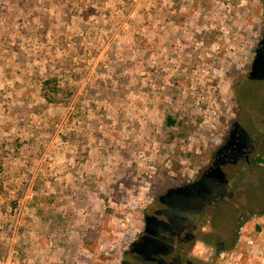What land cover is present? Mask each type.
Instances as JSON below:
<instances>
[{
	"label": "rangeland",
	"instance_id": "1",
	"mask_svg": "<svg viewBox=\"0 0 264 264\" xmlns=\"http://www.w3.org/2000/svg\"><path fill=\"white\" fill-rule=\"evenodd\" d=\"M262 159L264 0H0V264H264Z\"/></svg>",
	"mask_w": 264,
	"mask_h": 264
},
{
	"label": "clouds",
	"instance_id": "2",
	"mask_svg": "<svg viewBox=\"0 0 264 264\" xmlns=\"http://www.w3.org/2000/svg\"><path fill=\"white\" fill-rule=\"evenodd\" d=\"M205 251H206V248H205L204 242L200 240H196L195 244L193 245V251L191 255L199 258L203 256Z\"/></svg>",
	"mask_w": 264,
	"mask_h": 264
},
{
	"label": "trees",
	"instance_id": "3",
	"mask_svg": "<svg viewBox=\"0 0 264 264\" xmlns=\"http://www.w3.org/2000/svg\"><path fill=\"white\" fill-rule=\"evenodd\" d=\"M53 87H54L53 80L46 81L45 84H44V88L45 89H49V90L50 89H54ZM168 123L170 125H173V124H175V121L172 118H168ZM262 162H264V159H262ZM164 263H166V264H173L171 261H164Z\"/></svg>",
	"mask_w": 264,
	"mask_h": 264
},
{
	"label": "flooded vegetation",
	"instance_id": "4",
	"mask_svg": "<svg viewBox=\"0 0 264 264\" xmlns=\"http://www.w3.org/2000/svg\"><path fill=\"white\" fill-rule=\"evenodd\" d=\"M260 166L262 165V166H264V162H262V164H259ZM180 264V263H179Z\"/></svg>",
	"mask_w": 264,
	"mask_h": 264
}]
</instances>
